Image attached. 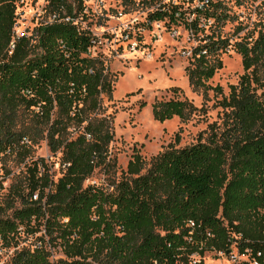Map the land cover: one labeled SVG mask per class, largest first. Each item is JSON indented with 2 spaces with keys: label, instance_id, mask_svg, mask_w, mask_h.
Returning a JSON list of instances; mask_svg holds the SVG:
<instances>
[{
  "label": "trees",
  "instance_id": "obj_1",
  "mask_svg": "<svg viewBox=\"0 0 264 264\" xmlns=\"http://www.w3.org/2000/svg\"><path fill=\"white\" fill-rule=\"evenodd\" d=\"M19 1L0 0V156L29 153L44 138L62 152L65 168L55 181L42 159L11 187V203L0 202L4 245H17L22 227L32 235L44 231L35 248L17 251L10 264H203L206 252H226L234 242L241 253L260 252L264 264V28L234 45L244 73L219 103L221 121L189 145L179 146L178 133L149 161L135 153L106 187L86 185L97 168L116 174V162L109 157L112 121L101 102L113 83L104 61L90 54L94 36L76 22L83 0H50L59 19L33 39L15 37ZM199 1L191 20L175 5L152 11L148 22L184 21L197 29L202 19H227L221 0ZM230 45L217 35L201 40L186 69L191 86L209 88L223 66L219 54ZM152 106L160 121L187 120L195 110L187 99ZM52 247L61 248V257L52 258Z\"/></svg>",
  "mask_w": 264,
  "mask_h": 264
},
{
  "label": "rangeland",
  "instance_id": "obj_2",
  "mask_svg": "<svg viewBox=\"0 0 264 264\" xmlns=\"http://www.w3.org/2000/svg\"><path fill=\"white\" fill-rule=\"evenodd\" d=\"M75 1L78 4L79 0ZM227 19L214 24L202 19L197 29H190L184 21H156L149 24V14L161 7L181 6L188 20L190 11L199 0H83L78 8L77 23L94 36L90 48L92 57L102 59L113 83L111 94L101 95L102 113L112 121L114 139L109 157L116 162V174L109 176L105 169L97 168L87 184L107 186L112 179L126 171L135 153L149 161L180 134L179 146L197 142L199 135L210 124L221 121L223 109L220 101L229 95L231 85L237 84L244 73L242 56L234 45L242 39H256L264 28V0H221ZM50 0H22L17 2L18 33L37 37V31L51 22ZM127 35H130L129 40ZM211 35L221 36L230 42L229 48L219 54L222 68L208 81V89H195L190 85L187 67L193 62L192 53L201 40ZM37 39L32 40L36 43ZM137 43L134 45V43ZM221 87L222 92L215 90ZM191 101L195 110L187 120L174 115L164 121L153 114L157 100ZM145 102L144 106L141 104ZM77 136V131L71 138ZM42 159L51 177L57 181L64 172L62 152L51 150L47 139H39L29 153L18 150L0 156V202L4 207L11 203V187L31 175L30 168ZM116 176V177H115ZM19 206L17 201H14ZM12 210H8L10 213ZM17 238V245L6 246L0 241V264H10L14 254L23 248H35L39 237L25 231ZM237 242L231 246V251ZM230 250L206 252L203 264H243L233 261ZM53 259L62 255L60 247H52Z\"/></svg>",
  "mask_w": 264,
  "mask_h": 264
},
{
  "label": "built area",
  "instance_id": "obj_3",
  "mask_svg": "<svg viewBox=\"0 0 264 264\" xmlns=\"http://www.w3.org/2000/svg\"><path fill=\"white\" fill-rule=\"evenodd\" d=\"M189 1H191V0H189ZM51 18H52L51 19L52 21L58 20L59 19V14H52ZM67 20H69V18H67ZM22 35H25V34H21L20 35L18 33V31L15 30V37H21ZM15 37H14V39L12 40V42L10 44V52H12L15 49ZM129 38H130V35H127V39L126 40H129ZM136 44L137 43L135 42L134 45H136ZM235 248L237 249V251H231V250L229 251L233 261H236V259L239 260V258H241L243 264H261L260 260H258V258H257V256L261 255L260 252L255 257V256H252L253 253H252V251L249 248H247L244 253H241L237 246Z\"/></svg>",
  "mask_w": 264,
  "mask_h": 264
}]
</instances>
